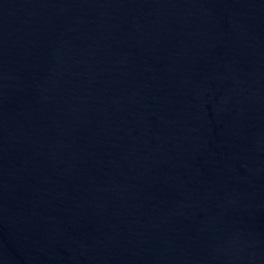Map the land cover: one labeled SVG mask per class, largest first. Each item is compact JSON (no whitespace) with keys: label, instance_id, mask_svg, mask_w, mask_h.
<instances>
[{"label":"water","instance_id":"95a60500","mask_svg":"<svg viewBox=\"0 0 264 264\" xmlns=\"http://www.w3.org/2000/svg\"><path fill=\"white\" fill-rule=\"evenodd\" d=\"M0 264H264V0H0Z\"/></svg>","mask_w":264,"mask_h":264}]
</instances>
